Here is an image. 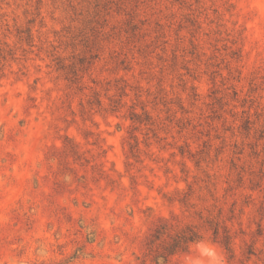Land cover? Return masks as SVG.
<instances>
[{
	"label": "rangeland",
	"instance_id": "rangeland-1",
	"mask_svg": "<svg viewBox=\"0 0 264 264\" xmlns=\"http://www.w3.org/2000/svg\"><path fill=\"white\" fill-rule=\"evenodd\" d=\"M214 205L264 264V0H0V264H155Z\"/></svg>",
	"mask_w": 264,
	"mask_h": 264
},
{
	"label": "trees",
	"instance_id": "trees-1",
	"mask_svg": "<svg viewBox=\"0 0 264 264\" xmlns=\"http://www.w3.org/2000/svg\"><path fill=\"white\" fill-rule=\"evenodd\" d=\"M59 70L66 73V79L72 84L79 83L81 73L84 69H78L74 64L66 66L59 58ZM97 96L98 94L95 93ZM101 106V101L97 100ZM141 116L138 113H133L131 119L138 121ZM209 186V185H207ZM209 187H207L208 189ZM211 193V190H209ZM183 195L179 202L186 208H195V204L191 202L194 190L192 185H188V192H181ZM213 193V191H212ZM214 194H212L213 196ZM207 213H204V212ZM198 218V223L187 224L181 229L176 230L175 224L169 219H161L160 223L148 239V254L152 257V262L155 264H169L176 256L190 251V245L193 242L206 238L208 233H211L212 238L223 245L225 250L234 257V236L231 230L223 221V208L214 205L212 208L205 210H196L194 213Z\"/></svg>",
	"mask_w": 264,
	"mask_h": 264
},
{
	"label": "clouds",
	"instance_id": "clouds-1",
	"mask_svg": "<svg viewBox=\"0 0 264 264\" xmlns=\"http://www.w3.org/2000/svg\"><path fill=\"white\" fill-rule=\"evenodd\" d=\"M196 257L185 256V264H224L223 256L218 251L215 244L206 242L204 239L193 242ZM192 246L190 245V251ZM163 264V261H161Z\"/></svg>",
	"mask_w": 264,
	"mask_h": 264
}]
</instances>
